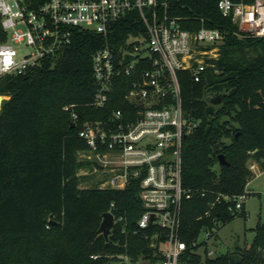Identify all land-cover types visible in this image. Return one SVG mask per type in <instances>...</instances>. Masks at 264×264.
<instances>
[{"label": "trees", "instance_id": "trees-1", "mask_svg": "<svg viewBox=\"0 0 264 264\" xmlns=\"http://www.w3.org/2000/svg\"><path fill=\"white\" fill-rule=\"evenodd\" d=\"M167 2L168 14L184 28L199 30L203 20L225 35L219 57L199 81L190 72L179 74L186 116L199 122L184 141L183 184L207 191L205 197L195 195L183 203L181 234L191 244L202 230L218 239V230L236 219L224 206L206 213L217 193L243 194L252 176L251 153L257 160L264 157V38H240L238 27L219 12V0ZM144 31L136 12L119 21L107 38L76 31L60 58L2 78L0 95L9 99L0 111V264H104L105 257L93 260L91 255L151 254L149 241L122 235L119 225L108 242L98 232L109 210L124 216L129 229L137 226L143 214L139 182L123 190L101 188L100 183L81 188L78 175L89 165L78 159L88 148L78 136L83 124L128 109L125 94L135 79L121 78L103 109L89 105L95 94L92 56L107 43L118 51ZM216 96L222 97L220 105L210 102ZM70 105L75 107L66 111ZM73 111L79 121L71 128ZM221 154L227 165L219 163ZM240 217L246 219L247 211ZM254 232L250 248L210 258L207 244L203 254L198 245L181 264H264V222Z\"/></svg>", "mask_w": 264, "mask_h": 264}, {"label": "built area", "instance_id": "built-area-1", "mask_svg": "<svg viewBox=\"0 0 264 264\" xmlns=\"http://www.w3.org/2000/svg\"><path fill=\"white\" fill-rule=\"evenodd\" d=\"M167 6V0H0V82L7 75L60 58L76 31L107 38L119 21L134 12L144 25L145 31L131 36L118 51L107 43L92 56L95 94L89 105L103 109L119 80L132 77L125 94L130 107L112 111L106 120L85 122L78 135L88 146L81 151L82 158L93 173L101 175V188L123 190L139 182L143 214L134 229H129L124 216L108 212L122 235H141L149 241L151 254L137 258L127 251L91 255L93 260L105 257L104 264H181L188 250L211 238L202 230L206 241L188 244L181 234L184 201L195 195L205 197L207 191L183 184L184 141L199 122L186 116L179 74L190 72L199 81L213 67L225 35L206 27L203 20L199 30L184 28L168 14ZM218 10L238 27L240 38H264V0H219ZM21 45L29 51L19 57L17 46ZM126 55L134 60L123 64ZM78 121L73 111L71 122L77 127ZM255 154L251 153L248 164L250 181L264 176V157L257 160ZM249 196L247 190L233 196L217 193L206 215L224 206L238 217L246 210ZM207 255L212 258L213 251Z\"/></svg>", "mask_w": 264, "mask_h": 264}, {"label": "rangeland", "instance_id": "rangeland-1", "mask_svg": "<svg viewBox=\"0 0 264 264\" xmlns=\"http://www.w3.org/2000/svg\"><path fill=\"white\" fill-rule=\"evenodd\" d=\"M19 57H22L29 51L25 46H17ZM220 47L218 48V54ZM219 57V55H218ZM78 159L86 162L82 158L81 151L78 153ZM82 177L81 188H91L99 185L101 175L93 173L88 165H85L78 173ZM252 178V176H251ZM247 191L250 196L246 203L247 218L236 217L229 224L224 225L218 230V239L215 236L207 241L208 251H213L212 258L218 256L221 245L226 246L231 252L236 247L250 248L255 238L254 229L258 222H264V176L256 177L248 184ZM199 243L206 241V233L202 231L198 238ZM205 245L201 247V253H204Z\"/></svg>", "mask_w": 264, "mask_h": 264}, {"label": "water", "instance_id": "water-1", "mask_svg": "<svg viewBox=\"0 0 264 264\" xmlns=\"http://www.w3.org/2000/svg\"><path fill=\"white\" fill-rule=\"evenodd\" d=\"M133 60H134L133 56L126 55L123 64H127ZM7 99H9V97L4 96V95H0V111L2 109V105H3L4 101ZM210 102L214 105H220L222 102V97L216 96V97L212 98ZM70 126H71V128H74L75 123L70 122ZM219 163L221 165H227L228 164L226 159H225V156L222 154L219 156ZM113 227H114V216L112 213L107 212L103 215V220H102V223H101L99 231H98L100 234H102L104 236V238L106 239L107 242L109 241V237L111 235ZM228 251H229V249L226 246L221 245L218 255H226L228 253Z\"/></svg>", "mask_w": 264, "mask_h": 264}]
</instances>
